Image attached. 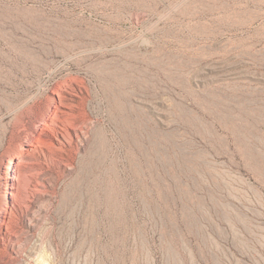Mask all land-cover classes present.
Masks as SVG:
<instances>
[{"label": "rangeland", "instance_id": "rangeland-1", "mask_svg": "<svg viewBox=\"0 0 264 264\" xmlns=\"http://www.w3.org/2000/svg\"><path fill=\"white\" fill-rule=\"evenodd\" d=\"M105 1L0 0V264H264V0H159L72 50Z\"/></svg>", "mask_w": 264, "mask_h": 264}, {"label": "bare ground", "instance_id": "bare-ground-1", "mask_svg": "<svg viewBox=\"0 0 264 264\" xmlns=\"http://www.w3.org/2000/svg\"><path fill=\"white\" fill-rule=\"evenodd\" d=\"M247 1L260 2L262 0ZM158 2L159 0H107L105 2H101V4L109 6L111 9H113L115 12L114 15L99 16V19H96L98 16L96 15L95 11L91 9L89 10L90 14L88 17L80 14L75 20L64 22L65 25L61 27L62 34L66 36L67 39L72 41L70 44L72 50H77L88 46H97L100 47V49L109 48L110 46H115L117 44H121V46H123V42L120 40L121 26L123 24L122 14L127 12L128 10L139 12L141 10L151 9ZM63 89V86H58L54 90V94L57 97V102L55 103L56 105L54 109L48 116V120L44 123L46 127H48L49 129L51 128L54 131L55 138L59 145L57 149L59 150H63L65 147H67V145L71 144V132H69V127H77L74 125V120L78 119L79 116L74 111L71 112L72 107L76 106L79 110H83L82 107L85 103L83 101L77 105L75 104V101H70L69 97H67L63 93ZM62 115L66 117L65 121L60 119ZM61 122L62 124L64 123L66 125L63 124L64 127H59V124ZM9 147L11 149L9 157V169H12V167L18 165V162L20 160V153L16 152L15 146L13 144L9 143Z\"/></svg>", "mask_w": 264, "mask_h": 264}]
</instances>
